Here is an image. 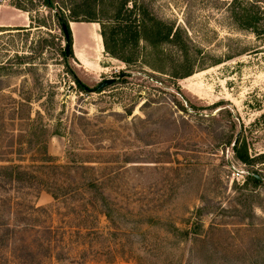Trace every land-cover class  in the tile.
<instances>
[{"label":"rangeland","instance_id":"obj_1","mask_svg":"<svg viewBox=\"0 0 264 264\" xmlns=\"http://www.w3.org/2000/svg\"><path fill=\"white\" fill-rule=\"evenodd\" d=\"M53 1L0 0L1 23L26 21L0 26V166L44 181L0 175V264H264V48L230 0H128L124 17L136 3L188 32L184 78L170 45L125 63L83 16L91 0Z\"/></svg>","mask_w":264,"mask_h":264},{"label":"trees","instance_id":"obj_2","mask_svg":"<svg viewBox=\"0 0 264 264\" xmlns=\"http://www.w3.org/2000/svg\"><path fill=\"white\" fill-rule=\"evenodd\" d=\"M127 2L128 0H122L120 1V5L116 6V13L113 20L103 17L104 9L101 6L104 4V0H91L90 6L83 13L87 21L98 22L100 24V35L105 50L111 56L125 63H130L137 60L144 51L146 52L147 48H151V50H155L156 52L162 44H167L183 57V63L178 68L173 67L171 69L172 76L184 78L192 74L191 69L193 67L190 63L189 56L191 41L187 34L188 32L179 25L175 26V24L163 23L150 13L146 7L137 6L136 3L132 6L133 8L128 10L129 13L136 12L134 18L131 20L129 16L127 17L128 14L124 17L123 10ZM43 3L46 7H53L54 5L53 0H43ZM13 6L17 9L25 10L19 4H13ZM227 12L232 23L237 28L252 31L258 39V42L262 43L264 48V0H230L227 5ZM56 19L60 27L61 22H64L68 27V20L66 18L58 15ZM140 42H143L144 46L140 47ZM149 67L154 70L158 69L154 65H149ZM78 85L85 89V86L81 83H78ZM30 102V98H23L24 105ZM40 152L42 157L39 160L44 163L43 167H51L45 164L51 161L50 157L46 155L45 144L42 145ZM41 166L42 164L34 168H41ZM0 175L5 180V183L12 184L17 189L31 188L37 183L44 184V181H38L37 175L32 174L20 164L1 165ZM246 177L254 184L261 181V179H258L254 175H247ZM87 186L96 188L97 184L92 181L88 182ZM45 190L54 199L63 196V194L53 190L51 187L46 186ZM104 212L105 216L110 217L111 212Z\"/></svg>","mask_w":264,"mask_h":264},{"label":"water","instance_id":"obj_3","mask_svg":"<svg viewBox=\"0 0 264 264\" xmlns=\"http://www.w3.org/2000/svg\"><path fill=\"white\" fill-rule=\"evenodd\" d=\"M61 30L63 32L64 35V39H65V56H68L70 54V49H71V42H70V38H71V31H70V27H69V22H68V27L64 22H61ZM115 80H117L116 78H108V79H104L103 81L99 82L98 85L94 88V89H88V90H101L103 89L105 86L107 85H111L112 83L115 82ZM76 81L78 83H81L79 81V79L76 78ZM86 89V87H85ZM238 137L235 139L234 144L237 143ZM252 175L256 176L258 179H260L261 177L259 175L253 174Z\"/></svg>","mask_w":264,"mask_h":264},{"label":"crops","instance_id":"obj_4","mask_svg":"<svg viewBox=\"0 0 264 264\" xmlns=\"http://www.w3.org/2000/svg\"><path fill=\"white\" fill-rule=\"evenodd\" d=\"M3 6V4H0V7H2ZM6 7H10V8H12V9H14V10H16V11H19L20 13H23V11H21L20 9H17V8H15V7H12V6H9V5H5ZM24 14V13H23ZM25 19H24V21H23V23L21 24V25H15V24H13V23H1L0 22V26H6V27H18V26H25Z\"/></svg>","mask_w":264,"mask_h":264}]
</instances>
